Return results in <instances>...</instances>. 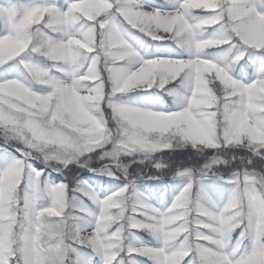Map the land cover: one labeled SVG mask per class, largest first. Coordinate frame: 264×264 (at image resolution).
Returning a JSON list of instances; mask_svg holds the SVG:
<instances>
[{
    "label": "snow or ice",
    "instance_id": "1",
    "mask_svg": "<svg viewBox=\"0 0 264 264\" xmlns=\"http://www.w3.org/2000/svg\"><path fill=\"white\" fill-rule=\"evenodd\" d=\"M0 264H264V0H0Z\"/></svg>",
    "mask_w": 264,
    "mask_h": 264
},
{
    "label": "trees",
    "instance_id": "2",
    "mask_svg": "<svg viewBox=\"0 0 264 264\" xmlns=\"http://www.w3.org/2000/svg\"><path fill=\"white\" fill-rule=\"evenodd\" d=\"M175 159L177 161H180V160H185L186 161L187 160V157L186 156H177V157H175ZM256 167H257V169H259L260 165L257 164ZM145 170L147 171V169H145ZM153 171H154V169H153Z\"/></svg>",
    "mask_w": 264,
    "mask_h": 264
},
{
    "label": "rangeland",
    "instance_id": "3",
    "mask_svg": "<svg viewBox=\"0 0 264 264\" xmlns=\"http://www.w3.org/2000/svg\"><path fill=\"white\" fill-rule=\"evenodd\" d=\"M161 2H163V0H161ZM38 166H39V167H42V165H38ZM53 175H55V174H53ZM81 175H83V176H88V175H90V174L87 173V172H82Z\"/></svg>",
    "mask_w": 264,
    "mask_h": 264
}]
</instances>
